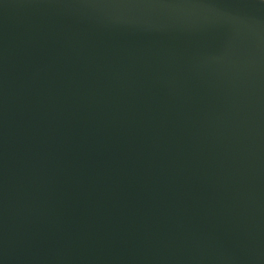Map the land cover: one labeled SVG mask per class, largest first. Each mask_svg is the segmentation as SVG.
Wrapping results in <instances>:
<instances>
[{
	"label": "water",
	"instance_id": "obj_1",
	"mask_svg": "<svg viewBox=\"0 0 264 264\" xmlns=\"http://www.w3.org/2000/svg\"><path fill=\"white\" fill-rule=\"evenodd\" d=\"M0 264H264V2L0 0Z\"/></svg>",
	"mask_w": 264,
	"mask_h": 264
},
{
	"label": "snow or ice",
	"instance_id": "obj_2",
	"mask_svg": "<svg viewBox=\"0 0 264 264\" xmlns=\"http://www.w3.org/2000/svg\"><path fill=\"white\" fill-rule=\"evenodd\" d=\"M262 2H264V0H262Z\"/></svg>",
	"mask_w": 264,
	"mask_h": 264
}]
</instances>
